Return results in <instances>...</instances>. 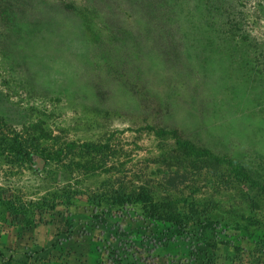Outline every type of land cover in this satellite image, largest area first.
<instances>
[{
    "label": "rangeland",
    "instance_id": "1",
    "mask_svg": "<svg viewBox=\"0 0 264 264\" xmlns=\"http://www.w3.org/2000/svg\"><path fill=\"white\" fill-rule=\"evenodd\" d=\"M118 227L123 264L264 259V0H0V264Z\"/></svg>",
    "mask_w": 264,
    "mask_h": 264
},
{
    "label": "trees",
    "instance_id": "2",
    "mask_svg": "<svg viewBox=\"0 0 264 264\" xmlns=\"http://www.w3.org/2000/svg\"><path fill=\"white\" fill-rule=\"evenodd\" d=\"M13 151L20 156L22 159L26 160L27 162H31V160H33L31 158V156L29 155V153L24 150L20 145L16 146ZM38 159V157H37ZM36 159V162H38V160ZM39 164V163H38ZM105 222V221H103ZM77 224L79 223H75L71 224V226H73L72 228H74ZM81 224L83 225L82 228L85 230V232L87 231L86 227H90L91 229H97V227L94 225H91L90 223H88L87 221L83 220L81 222ZM85 226V227H84ZM110 252L108 254V261H110V263L112 264H123V260L128 256L126 252H128L131 248L130 245V236L128 233H126V231L121 230L119 227L115 229L114 235L111 237L110 241ZM264 245L261 247V252L263 253L264 251ZM103 264V263H102ZM260 264H264V259L262 260V262Z\"/></svg>",
    "mask_w": 264,
    "mask_h": 264
},
{
    "label": "water",
    "instance_id": "3",
    "mask_svg": "<svg viewBox=\"0 0 264 264\" xmlns=\"http://www.w3.org/2000/svg\"><path fill=\"white\" fill-rule=\"evenodd\" d=\"M37 160H38V163H39V164H42V160H41V158H38Z\"/></svg>",
    "mask_w": 264,
    "mask_h": 264
}]
</instances>
